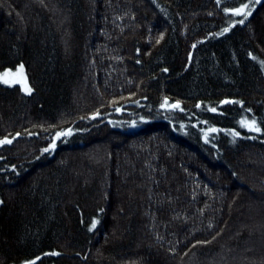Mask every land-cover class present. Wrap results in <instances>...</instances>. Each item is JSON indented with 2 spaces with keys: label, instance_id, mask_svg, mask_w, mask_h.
<instances>
[{
  "label": "trees",
  "instance_id": "obj_1",
  "mask_svg": "<svg viewBox=\"0 0 264 264\" xmlns=\"http://www.w3.org/2000/svg\"><path fill=\"white\" fill-rule=\"evenodd\" d=\"M21 65L0 264H264V0H0Z\"/></svg>",
  "mask_w": 264,
  "mask_h": 264
},
{
  "label": "snow or ice",
  "instance_id": "obj_2",
  "mask_svg": "<svg viewBox=\"0 0 264 264\" xmlns=\"http://www.w3.org/2000/svg\"><path fill=\"white\" fill-rule=\"evenodd\" d=\"M218 2H219V0H218ZM255 2L256 3H259L260 0H255ZM247 8H248V5L245 4L242 8H238V9H234V10H226V11H231L233 14H242L243 13V19H241L239 21V23L243 24L244 21L248 18V15H250V12L249 13H245V11H244ZM228 30H229L228 28H225L223 30V32L219 33L218 35H223ZM193 47H195V45H193ZM20 68L22 69L23 68V65H21ZM165 71H167V69H165ZM3 82L4 83H8L7 80H4ZM27 91L28 92H31V89L29 88V89H27ZM225 102H228V101H225ZM178 106H179L178 104L172 105V107H178ZM197 107H199V105H197ZM212 111H215V109H212ZM242 124H243V122H242ZM254 124H255V121L252 122V125H254ZM254 130L255 131H260V129L258 127L254 128ZM70 133H71V130L70 129L68 130V133H57V138H59L62 135L70 134ZM2 143H11V141L10 140L0 141V144H2ZM54 147H55V145L53 144V145L50 146V148L44 149V152H48V151H50V149H52ZM0 203H3V201H0ZM95 226H96V222L93 221L92 227L94 228ZM53 254H55V253H53ZM37 259H39V257H37ZM27 264H35V261H28Z\"/></svg>",
  "mask_w": 264,
  "mask_h": 264
},
{
  "label": "rangeland",
  "instance_id": "obj_3",
  "mask_svg": "<svg viewBox=\"0 0 264 264\" xmlns=\"http://www.w3.org/2000/svg\"><path fill=\"white\" fill-rule=\"evenodd\" d=\"M7 80L8 84L13 83H19V82H25L26 81V75L23 70L20 67H18L15 70L12 71H5L0 74V81ZM249 127H254L252 124H248Z\"/></svg>",
  "mask_w": 264,
  "mask_h": 264
}]
</instances>
